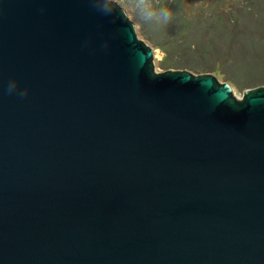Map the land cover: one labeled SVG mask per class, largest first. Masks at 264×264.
Returning <instances> with one entry per match:
<instances>
[{
    "label": "water",
    "instance_id": "obj_1",
    "mask_svg": "<svg viewBox=\"0 0 264 264\" xmlns=\"http://www.w3.org/2000/svg\"><path fill=\"white\" fill-rule=\"evenodd\" d=\"M95 7L0 0V264H264V88Z\"/></svg>",
    "mask_w": 264,
    "mask_h": 264
},
{
    "label": "rangeland",
    "instance_id": "obj_2",
    "mask_svg": "<svg viewBox=\"0 0 264 264\" xmlns=\"http://www.w3.org/2000/svg\"><path fill=\"white\" fill-rule=\"evenodd\" d=\"M116 2L124 9L126 0H116ZM248 2L249 5L255 4L251 6V14L247 16L242 12V14L238 13L239 16L235 15L238 17L235 23L239 22L240 27L234 31V36L231 38L227 35L216 36L214 32L207 36L202 35L206 31V28H203L198 37L193 36L188 40L178 41L174 43L176 45H173L174 47L167 44V40H164L165 36L160 37L158 44L147 43L142 39V26L136 21L132 12L128 9L124 11L135 24L139 39L153 49L156 74L167 71H186L194 76L214 75L220 83L229 84L233 88L234 97L242 102L249 91L264 88V25L261 23L264 21L262 20L264 0H182L183 6L177 4L183 11L181 13L184 14L177 18L179 22L180 20L183 22L188 16L198 21L202 18L213 19L210 15L213 12L219 13L221 19L224 18L221 22L225 24L228 17L226 11L239 7L238 4H242L244 10ZM248 21L253 22V26H258L261 31L260 29H249L248 26L252 25L246 26ZM242 31L248 34L235 38ZM165 60L175 65L166 68L164 67L166 64L163 63ZM214 66L216 67L215 72H220L222 76L215 74L212 69Z\"/></svg>",
    "mask_w": 264,
    "mask_h": 264
},
{
    "label": "trees",
    "instance_id": "obj_3",
    "mask_svg": "<svg viewBox=\"0 0 264 264\" xmlns=\"http://www.w3.org/2000/svg\"><path fill=\"white\" fill-rule=\"evenodd\" d=\"M156 2L159 6H167L172 10L174 14L173 21L169 26L160 27L158 29H154L151 26H142V33H141L142 39H144L147 43L155 45L158 44L157 41L160 40V37L165 36V38L164 37L163 38L164 40H167V44L170 46L175 45L174 43H177L178 41L180 42L183 39L188 40L189 37L190 38L193 36L198 37V34L202 33L203 28H206V31L203 32L204 34L202 33V35L207 36V34H211L212 32H214L216 36L227 35V37L230 36L231 38V36H234L233 34L234 31L238 30L240 27L239 22L235 23L236 21H238L237 20L238 19L237 16H239L238 13L242 14V12H244L247 16H249L251 14L250 13L251 6L255 5V4L249 5L248 2L247 7L244 10L241 6L242 4H238L240 5L239 7L229 9V11H226L228 12L227 16L229 18L227 17L225 24H223L221 21L222 20L224 21V18L222 17L223 19H221L220 15H218L219 13H213V12L210 13V15L213 16V19L210 18L209 20H206L205 18H202L200 21H198L196 18L192 20L188 16L186 17L185 20L183 19L184 20L183 22L182 20H180L179 22L177 18H179L180 15L184 16V14L181 13L183 11L179 8V6H183L182 0H157ZM177 4H179V6ZM235 15L237 16L235 17ZM263 15H264V11H263ZM262 20H264V18H262ZM261 23L264 25V21H261ZM248 25H252V26H248ZM246 26H248L249 29L252 28L256 30L260 29L258 26H253V22H249V21L247 22ZM259 31H261V29ZM242 34H248V33H244L243 31L239 32L238 33L239 37L237 36L235 38H240V36H243ZM163 63L166 64V66H164L166 68L175 65L173 63L168 62V60L163 61ZM167 63L170 64L168 65ZM215 68H216L215 66L212 68L214 72H215ZM215 74L218 76H222L220 72L219 73L215 72Z\"/></svg>",
    "mask_w": 264,
    "mask_h": 264
},
{
    "label": "clouds",
    "instance_id": "obj_4",
    "mask_svg": "<svg viewBox=\"0 0 264 264\" xmlns=\"http://www.w3.org/2000/svg\"><path fill=\"white\" fill-rule=\"evenodd\" d=\"M92 3L95 7V0H92ZM103 4L105 7L99 9L95 8L107 16H112L119 11V14L125 19V11L116 3V0H103ZM124 9L130 10L141 26H151L154 29L169 26L172 23L174 16L169 7L159 6L156 0H126L124 3ZM16 89V82H10L8 88L9 93L16 91ZM18 94L21 97L26 96L27 89L20 91Z\"/></svg>",
    "mask_w": 264,
    "mask_h": 264
}]
</instances>
